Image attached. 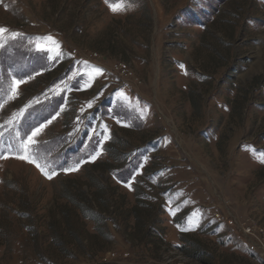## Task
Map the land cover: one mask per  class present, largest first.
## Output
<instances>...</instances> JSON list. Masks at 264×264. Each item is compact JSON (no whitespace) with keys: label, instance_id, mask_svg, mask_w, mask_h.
Listing matches in <instances>:
<instances>
[{"label":"rangeland","instance_id":"1","mask_svg":"<svg viewBox=\"0 0 264 264\" xmlns=\"http://www.w3.org/2000/svg\"><path fill=\"white\" fill-rule=\"evenodd\" d=\"M0 27V131L45 124L56 173L0 159V264H264V0H0Z\"/></svg>","mask_w":264,"mask_h":264},{"label":"snow or ice","instance_id":"2","mask_svg":"<svg viewBox=\"0 0 264 264\" xmlns=\"http://www.w3.org/2000/svg\"><path fill=\"white\" fill-rule=\"evenodd\" d=\"M113 11H117V7L113 6V5H109ZM9 30L5 27H0V37H2L4 34L8 33ZM17 36H19L18 33H14L12 34V39L17 38ZM43 39V38H41ZM48 40H52V37H47ZM54 44L57 48H59V44L58 42L54 41ZM5 47V45L3 43H0V49H3ZM36 48L43 54V55H47L48 52H50L52 49L49 48L47 45L45 44H37ZM60 55H62V53L57 52V57H59ZM87 66V62H84L83 65L81 67H86ZM101 69H96V72L98 74H102ZM87 73L84 72H80L79 73V79L80 80H84L86 77ZM29 79L32 78L31 75L28 76ZM93 79H95V77H93ZM25 79L23 77H21L20 79H17L15 75L12 76V84L14 85L13 87H11L10 91L5 95L3 90L0 89V109H3L4 106L11 100H15L17 99V97L19 96V85L25 83ZM63 82V81H62ZM87 87H90L91 84L88 83L86 85ZM64 90L67 91H71L72 87L68 84L64 85ZM78 90H83V88H80ZM49 91H52V89H49ZM99 95V93H98ZM62 99H64L62 97ZM39 102V101H37ZM30 107L29 106H26ZM88 108L92 107V102H88L87 104ZM63 110V109H61ZM84 108H81V112L83 113ZM24 113V109H22L20 111V113L15 114L13 119H16V116H22ZM56 115H59V112L56 113ZM52 119H55V116L52 117ZM77 119L79 120L80 118L77 117ZM51 120H47V123H50ZM5 123L7 124H11L12 121H6ZM117 123H120V121H117ZM45 126V124H40L39 126H35V125H31L29 124L26 128V130L23 131V137L21 136V132L17 131L15 133L14 136L9 137V138H5V133L3 131H0V159H7L9 158V156H11L12 158H16V159H20L23 160L27 163H31L34 164L44 175L47 176V178L51 179L53 175H55V171L49 173L46 170L45 166H42L39 162H38V142L35 139L36 137L39 136L42 128ZM127 126V125H125ZM4 125L0 124V128H3ZM104 128L106 129L107 126L105 125ZM30 133V134H29ZM99 135V134H97ZM105 139H107V137H105ZM102 143V141L100 142ZM100 153L96 152L95 155H93L91 157L92 160L96 159V156H98ZM83 161H81L80 163H82ZM262 163H264V160L261 161ZM80 163H77L75 168H66L63 169L65 172L68 171H76L79 169ZM186 230V229H185Z\"/></svg>","mask_w":264,"mask_h":264}]
</instances>
